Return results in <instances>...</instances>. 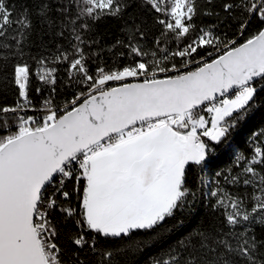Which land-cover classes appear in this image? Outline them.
Returning a JSON list of instances; mask_svg holds the SVG:
<instances>
[{"label":"snow or ice","instance_id":"6c2138e0","mask_svg":"<svg viewBox=\"0 0 264 264\" xmlns=\"http://www.w3.org/2000/svg\"><path fill=\"white\" fill-rule=\"evenodd\" d=\"M8 90L0 264H125L198 192L211 219L151 264H264V0H0Z\"/></svg>","mask_w":264,"mask_h":264},{"label":"trees","instance_id":"16d2710c","mask_svg":"<svg viewBox=\"0 0 264 264\" xmlns=\"http://www.w3.org/2000/svg\"><path fill=\"white\" fill-rule=\"evenodd\" d=\"M219 11V9H217ZM141 12L139 7L131 9V15L137 16ZM223 16V13H221ZM204 23L212 22V18L203 17ZM120 21L106 20L101 22L97 27V32L101 39V46L110 44L116 39L120 32ZM45 41L48 40L47 36H44ZM36 43H39V38H34ZM34 82V87H35ZM33 102L36 103L39 97H36L35 93H32ZM16 95L13 91L8 90L6 93L0 91V105H10L15 103ZM249 131H246L240 138L241 146H246L247 138L252 132H255L261 128H264V106H258L256 110L251 114L248 122ZM217 157L219 159L218 167L212 169V171L223 170L231 166V151L226 145H220L217 148ZM196 172H192L189 176V185L194 187L196 185ZM207 178H211L209 175ZM207 192V189H204ZM211 219V209L208 207L207 199L197 193L196 201L182 213H179L176 218L168 219L163 226L156 229L154 234H141L137 237L138 241L143 242V247L139 251L130 253L123 260L125 264H151V261L159 255H163L164 250L169 246L174 247L175 242L180 239L183 234L195 228L201 224L207 223Z\"/></svg>","mask_w":264,"mask_h":264}]
</instances>
